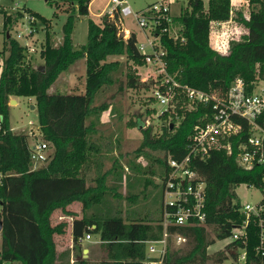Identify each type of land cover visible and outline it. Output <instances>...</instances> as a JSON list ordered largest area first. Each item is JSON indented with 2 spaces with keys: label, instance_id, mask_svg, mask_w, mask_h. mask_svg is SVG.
Returning a JSON list of instances; mask_svg holds the SVG:
<instances>
[{
  "label": "trees",
  "instance_id": "1",
  "mask_svg": "<svg viewBox=\"0 0 264 264\" xmlns=\"http://www.w3.org/2000/svg\"><path fill=\"white\" fill-rule=\"evenodd\" d=\"M62 1L66 6L63 11L69 16L63 25V41L59 46L53 44L52 20L25 8L28 15L35 18L31 22L34 31L37 24L47 30L41 50L44 63L37 67L27 61L28 46L12 37V16L0 9L4 13L5 50L8 52L0 72V115L3 118L0 171L4 174L0 184V219L3 221L0 264H56L54 235L64 233L66 223L53 226L51 216L58 209L66 215L72 214L67 207L74 202H80L83 210V216L73 222L74 251L78 250L75 256L80 264H143L148 255V241L163 237L164 202L161 215L156 218L127 219L122 210L108 203L112 191L107 184L109 171L100 169L96 182L88 183L91 165L102 166L93 154L98 153L99 148L91 141L95 125L88 123V119L108 108L105 103L96 106V97L117 81L115 74L122 63L119 59H110L111 56H125L135 66L129 68L121 90L124 87L150 90L152 85L163 86L160 79L141 80L137 67L146 65L149 55L140 51L136 32L128 38L120 34L118 18L113 20L105 15L99 23L90 19L88 43L81 49L76 48L73 42L75 16L76 13L88 15L92 0ZM249 2L251 9L245 15L242 9L234 11L232 0H208L207 3L189 0L191 8L182 9L178 16H173L174 24L181 27L179 36L175 38L169 33L161 36L168 73L184 85L207 92L227 90L237 78H242L250 89L258 80H264V0ZM68 5H72L71 10ZM231 18L246 32L240 40L231 41L229 53L225 54L210 44L211 25ZM80 59L85 60L84 91L50 93L49 89L60 74ZM41 66L45 67L44 71ZM12 97L35 98L42 139L53 149L40 167L32 166L28 135L16 133L10 123ZM149 100L156 99L151 96ZM180 100L183 101V97ZM207 112L210 108L201 103L191 110L179 104L176 112L167 111L162 115L163 119L174 118L163 127L160 136L154 134L152 126L145 127L141 118L131 124L142 130L139 152L145 148L164 152L163 158L157 159L161 171L152 170L154 174L158 173L164 180L170 171L168 158L182 160L187 155L193 128L206 120ZM191 166L206 184V219L204 224L170 226L171 232L185 235L188 241L178 248L170 244L163 264H264L257 252L259 227L253 220L247 227V241L231 240L225 249L209 252L212 245L231 238L234 228L245 222L237 188L242 184L262 188L264 164L253 169L242 167L235 143L233 153L213 150L206 158H194ZM85 234H100L105 253L100 261L92 263L83 257L80 240ZM243 250L246 258L241 261Z\"/></svg>",
  "mask_w": 264,
  "mask_h": 264
},
{
  "label": "rangeland",
  "instance_id": "2",
  "mask_svg": "<svg viewBox=\"0 0 264 264\" xmlns=\"http://www.w3.org/2000/svg\"><path fill=\"white\" fill-rule=\"evenodd\" d=\"M158 1L129 0L135 12L146 11L147 15L149 14L147 10ZM169 1L170 15L172 16H178L182 9L191 8L189 0ZM207 1L205 0L206 3ZM232 3L234 4V11L242 9L245 15H248L251 9L249 0H232ZM68 6L71 10L72 5ZM110 6L111 0H92L88 15L76 13L73 29V42L76 48L81 49L88 43L89 20L93 19L98 23L101 22V18L105 16L103 15L104 11L108 10ZM64 7L66 6L62 0H0V8L5 9L12 16L14 22L10 25L12 37L17 38L22 44L27 41L30 43V47L34 48L35 51H29L27 57V61L33 66L37 67L44 63L41 57V50L45 44L47 30L43 25L37 24L34 34L26 36L30 23L27 19L29 12L25 8L52 20L50 32L53 44L59 46L63 41V25L69 16V13L63 11ZM20 14H23V16L19 17ZM16 16L19 18L15 19ZM116 23L120 34L125 38H128L134 31L138 36L139 42L146 41L147 37H149L154 39L156 49L163 51L161 46L162 34L156 37V32L142 29L134 16L119 18ZM180 28V25L172 24L171 35L177 38ZM125 30H128V32ZM4 31V13L0 11V72L3 69V62L8 53L5 50L6 37ZM211 31L210 44L214 49L222 53L226 51L228 44L231 45V41L240 40L245 33L243 27H240L234 19L222 24L212 22ZM19 33L24 34V36H19ZM218 44H220L221 48L218 47ZM110 59H119L122 63L121 68L115 74L117 81L114 85L104 88L96 97V106L105 103L108 108L105 111H98L97 115H93L88 119V123L95 125V130L91 134V141L99 148L98 158L102 161V172L109 171L107 184L112 188V191L108 195V203L117 207L118 210H122V215L127 219L129 217L146 218L149 216L156 218L162 212V201H164V197L162 198L163 184L162 177L158 173L154 174L152 170L161 171V165L157 162V159L163 158L164 152L152 148H145L142 152H139L143 142L142 130L138 125L133 126L131 124L141 118L145 127L152 126L154 134L160 136L163 127L171 123L174 116L168 119H163L162 116L157 118L158 114L162 115L163 108L157 103V100H149V97L154 96L155 87L153 85L150 90H137L126 87L121 90V83L125 85L127 73L133 62L128 61L125 56H111ZM163 64L156 57L146 65L137 67L141 80L154 79L162 71ZM133 67L135 66L133 65ZM85 73V60L80 59L70 69L60 74L57 81L49 89V92L68 94L84 91ZM260 87H264V80L261 81ZM260 87L257 91H259ZM11 99H18L16 104L9 103V117L13 130L16 133L27 134L32 145L37 138H42L40 130H38L37 112L35 108L32 109L35 98L12 97ZM147 110L152 112L148 113ZM31 121L35 122L33 129L38 135L37 138H33L29 134L32 127L30 125ZM52 151L53 149L50 147V152L52 153ZM43 164L44 162L39 161L32 166L37 168ZM91 167H94V164ZM97 176L98 173L95 170L90 172L88 183L94 184ZM237 194L243 204L248 202L256 204L263 197V193L255 186L243 184L237 188ZM91 237L93 240L98 239V236L95 235H91ZM230 241L231 238L218 240L209 248V252L215 253L225 249ZM1 246L2 235L0 233V249ZM172 247L178 248L179 246H176L172 241ZM77 251H74L75 254ZM99 258L97 256L89 258V260L93 263ZM77 262L80 264L79 261ZM229 262L231 263V261Z\"/></svg>",
  "mask_w": 264,
  "mask_h": 264
},
{
  "label": "built area",
  "instance_id": "3",
  "mask_svg": "<svg viewBox=\"0 0 264 264\" xmlns=\"http://www.w3.org/2000/svg\"><path fill=\"white\" fill-rule=\"evenodd\" d=\"M169 2V0H159L147 10L149 11L147 15L146 11L135 12L129 0H111V6L104 11L103 15H108L113 20L134 16L142 29L156 32V37L165 33L171 35L174 19L170 15ZM232 5L234 7L233 3ZM233 13L234 11H232V15ZM27 19L30 27L26 36H31L34 31L31 22H34L35 18L28 15ZM230 20L233 18L227 21ZM223 22H215V24H222ZM237 24L242 26L238 22ZM243 30L246 32L244 28ZM125 31L128 32V30ZM19 36H24V34L19 33ZM146 41L139 42L138 45L143 54L149 55L147 63L156 57L164 63L162 71L154 78L160 79L163 88L158 86L153 91L157 103L163 108L162 115L167 111L176 112L179 104L187 106L190 110L200 103L210 108V112L204 116L206 120L197 123L193 128L189 138L187 155L182 160L168 158L170 171L167 177L162 180L164 196L163 237L148 241V255L143 263L163 264V259L169 245H172V241L176 246H183L188 241L185 235L171 232L170 226L204 224L206 219V184L191 166L194 158H206L213 150L218 149H224L231 154L236 143L238 162L242 167L253 169L264 164V87H260L262 80H258L254 88L250 89L242 78L235 79L227 90L213 89L212 92L184 85L168 73L166 62L163 60L165 54L163 48V51L156 49L154 39L147 37ZM25 45L28 46L29 51H35L27 41ZM229 46L228 44L223 53H229ZM218 47L221 48L220 44ZM259 87L260 89L257 91ZM181 97H183V101L180 100ZM162 115L158 114L157 118ZM176 118L180 119L178 115ZM2 119L0 115V130ZM30 125L32 127L29 134L33 138H37L38 135L33 129L35 122L31 121ZM38 130H40L39 126ZM240 137H242L241 140H239ZM50 147L48 142L42 138H37L35 143H32V161L34 163L46 162L51 155ZM3 177L4 174L0 171V184ZM255 187L263 193V197L256 204L249 202L242 204V211L246 217L245 222L234 228L231 240L247 241L249 235L247 227L251 220L255 221L259 227L257 252L264 259V176L262 188ZM86 238L90 239L91 234H87ZM245 258V250H243L241 261H244Z\"/></svg>",
  "mask_w": 264,
  "mask_h": 264
},
{
  "label": "crops",
  "instance_id": "4",
  "mask_svg": "<svg viewBox=\"0 0 264 264\" xmlns=\"http://www.w3.org/2000/svg\"><path fill=\"white\" fill-rule=\"evenodd\" d=\"M30 99H33L34 97H29ZM17 103H18V99ZM100 152H96L93 154H96V156H99ZM97 161H100V158H97ZM102 167L94 165V167H91L89 169V174L90 172H93L95 170L96 173H99V170ZM68 211L73 212L72 214L66 215L61 209H58L54 211V213L51 216V223L53 226H56L62 222L66 223V227L64 230V233L62 234H55L54 239L56 243V250H57V259H56V264H78V260L76 259L75 252H74V242H73V222L75 219H80L83 216V210H82V204L80 202H74L71 205L67 207ZM95 228V225L93 226ZM86 235H84L83 238H81L80 243L83 248V257L84 258H93V257H100L97 261H100L105 253L102 250L101 247V238L100 234H91L98 236V239H87ZM92 243H90V241ZM85 250L88 252L85 253ZM96 262V261H95Z\"/></svg>",
  "mask_w": 264,
  "mask_h": 264
},
{
  "label": "water",
  "instance_id": "5",
  "mask_svg": "<svg viewBox=\"0 0 264 264\" xmlns=\"http://www.w3.org/2000/svg\"><path fill=\"white\" fill-rule=\"evenodd\" d=\"M41 70H45V67L44 66H41ZM11 104H16L17 103V100L16 99H11L10 101ZM35 108V105H32V109ZM171 127L173 128V124L171 125ZM3 230V221L0 219V233L2 232ZM88 251L85 250V253H87Z\"/></svg>",
  "mask_w": 264,
  "mask_h": 264
}]
</instances>
